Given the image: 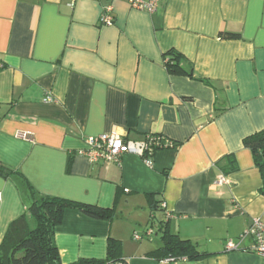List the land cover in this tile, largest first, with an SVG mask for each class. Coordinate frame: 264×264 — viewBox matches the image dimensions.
Here are the masks:
<instances>
[{
	"label": "crops",
	"instance_id": "1",
	"mask_svg": "<svg viewBox=\"0 0 264 264\" xmlns=\"http://www.w3.org/2000/svg\"><path fill=\"white\" fill-rule=\"evenodd\" d=\"M170 50L192 78L168 73ZM263 130L264 0H162L153 13L126 0H0V164L14 172L0 175V246L34 192L113 212L64 213L63 264L107 259L112 240L125 264H264L246 235L264 225L263 179L244 146ZM103 134L173 146L151 165L91 163L85 141ZM230 156L238 171L226 174ZM165 232L208 255L163 259Z\"/></svg>",
	"mask_w": 264,
	"mask_h": 264
},
{
	"label": "trees",
	"instance_id": "2",
	"mask_svg": "<svg viewBox=\"0 0 264 264\" xmlns=\"http://www.w3.org/2000/svg\"><path fill=\"white\" fill-rule=\"evenodd\" d=\"M165 67L170 75L193 77L192 64L176 50L166 53ZM244 146L252 152L255 165L261 173L263 179L261 193L264 196V130L246 138ZM228 160L229 163L223 168L224 172L226 174L237 172L235 157L230 156ZM13 173L10 168L0 164L1 176L10 177ZM28 188L32 192V188L29 186ZM32 194L33 201L27 213L11 225L0 246V264H63L56 246L55 233L68 209H78L84 215L96 220L111 221L113 219V212L109 209L37 195L34 192ZM163 240V247L156 252L161 254L163 259L197 261L208 255L200 252L196 244L184 240L178 235L165 232ZM112 241L109 244L107 259H81L72 264L124 263L115 258Z\"/></svg>",
	"mask_w": 264,
	"mask_h": 264
},
{
	"label": "built area",
	"instance_id": "3",
	"mask_svg": "<svg viewBox=\"0 0 264 264\" xmlns=\"http://www.w3.org/2000/svg\"><path fill=\"white\" fill-rule=\"evenodd\" d=\"M130 6L136 10H144L153 13L157 10L159 3L162 0H126ZM102 24L112 26L114 21L111 17L104 16ZM46 102H52L51 98L46 99ZM87 150L83 155L87 156L91 163L103 160L109 163L121 162L122 156L125 154H133L144 159L148 165L152 164V157L155 152L160 149H166L173 146V143L161 136H147L143 142H130L122 139L115 134H103L98 137H90L86 139ZM227 183V177L222 175L217 184L219 186ZM165 207L166 205L163 204ZM264 225L261 220H254L251 227L247 230L246 235H254L258 239L257 251L264 256V241H263ZM229 248L234 249L236 246L232 244ZM125 264V263H117Z\"/></svg>",
	"mask_w": 264,
	"mask_h": 264
}]
</instances>
